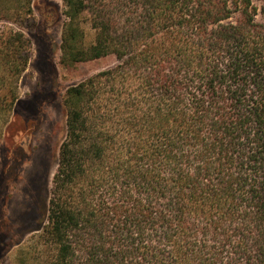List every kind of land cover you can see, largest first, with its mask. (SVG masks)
I'll list each match as a JSON object with an SVG mask.
<instances>
[{"label": "trees", "instance_id": "obj_1", "mask_svg": "<svg viewBox=\"0 0 264 264\" xmlns=\"http://www.w3.org/2000/svg\"><path fill=\"white\" fill-rule=\"evenodd\" d=\"M61 1L60 64L114 63L63 95L36 264H264V0ZM29 49L0 24V69Z\"/></svg>", "mask_w": 264, "mask_h": 264}, {"label": "rangeland", "instance_id": "obj_2", "mask_svg": "<svg viewBox=\"0 0 264 264\" xmlns=\"http://www.w3.org/2000/svg\"><path fill=\"white\" fill-rule=\"evenodd\" d=\"M33 6L29 25L0 21L30 41L28 63L18 77L0 69V264H36L47 193L65 135L63 95L68 87L114 63L113 57H105L61 65L62 1L34 0ZM82 28L86 43H91L92 29L86 22ZM10 92L17 98L11 111L6 105L10 97L5 96Z\"/></svg>", "mask_w": 264, "mask_h": 264}]
</instances>
